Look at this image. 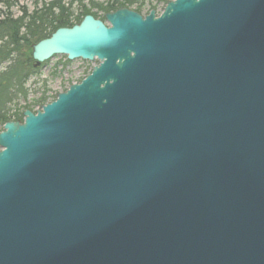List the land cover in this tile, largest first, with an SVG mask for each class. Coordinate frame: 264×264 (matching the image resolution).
I'll list each match as a JSON object with an SVG mask.
<instances>
[{
    "label": "water",
    "instance_id": "water-1",
    "mask_svg": "<svg viewBox=\"0 0 264 264\" xmlns=\"http://www.w3.org/2000/svg\"><path fill=\"white\" fill-rule=\"evenodd\" d=\"M91 15L32 46L97 62L0 132V264H264V0Z\"/></svg>",
    "mask_w": 264,
    "mask_h": 264
},
{
    "label": "trees",
    "instance_id": "trees-1",
    "mask_svg": "<svg viewBox=\"0 0 264 264\" xmlns=\"http://www.w3.org/2000/svg\"><path fill=\"white\" fill-rule=\"evenodd\" d=\"M15 3L16 0H0V125L21 121L23 111L32 108L17 109V103L27 98L28 81L43 66L34 69L32 45L59 28L78 24L86 15L104 20L107 13L131 7L140 13L145 0H109L105 6L96 5L94 0H49L35 3L31 11L21 8L18 16L11 13ZM46 102L43 94L33 105L40 107Z\"/></svg>",
    "mask_w": 264,
    "mask_h": 264
},
{
    "label": "rangeland",
    "instance_id": "rangeland-1",
    "mask_svg": "<svg viewBox=\"0 0 264 264\" xmlns=\"http://www.w3.org/2000/svg\"><path fill=\"white\" fill-rule=\"evenodd\" d=\"M49 0H16V3L11 10L14 16L19 15L21 8H26L31 11L35 3L39 5ZM109 0H94L96 5L105 6ZM173 0H145V4L140 14L147 15L148 12L154 10L156 15H159L167 2ZM134 10V7L130 8ZM75 13L74 16H77ZM99 16L102 14L99 13ZM97 62L82 61L80 59L67 61L63 55H58L46 62L39 70L38 74L33 75L27 83L28 95L25 100H20L17 103V109L23 110L26 106H31L33 112L38 109V106L33 105L43 94L48 102L52 101L57 94L66 91L70 85L77 84L83 80L92 70Z\"/></svg>",
    "mask_w": 264,
    "mask_h": 264
}]
</instances>
